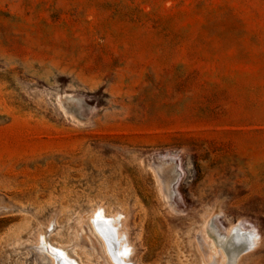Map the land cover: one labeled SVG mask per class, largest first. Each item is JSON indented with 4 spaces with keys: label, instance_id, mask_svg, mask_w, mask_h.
I'll list each match as a JSON object with an SVG mask.
<instances>
[{
    "label": "rangeland",
    "instance_id": "1",
    "mask_svg": "<svg viewBox=\"0 0 264 264\" xmlns=\"http://www.w3.org/2000/svg\"><path fill=\"white\" fill-rule=\"evenodd\" d=\"M58 259L264 264V0H0V264Z\"/></svg>",
    "mask_w": 264,
    "mask_h": 264
},
{
    "label": "water",
    "instance_id": "2",
    "mask_svg": "<svg viewBox=\"0 0 264 264\" xmlns=\"http://www.w3.org/2000/svg\"><path fill=\"white\" fill-rule=\"evenodd\" d=\"M251 245H252L251 241L248 243H243L241 242L240 238L232 234L229 238V247L226 249L229 260L234 259L239 253L248 250L251 247ZM58 262L59 264H61L59 259Z\"/></svg>",
    "mask_w": 264,
    "mask_h": 264
},
{
    "label": "bare ground",
    "instance_id": "3",
    "mask_svg": "<svg viewBox=\"0 0 264 264\" xmlns=\"http://www.w3.org/2000/svg\"><path fill=\"white\" fill-rule=\"evenodd\" d=\"M100 215H102V210H97V211H95L94 212V215H93V217L94 218H96L95 220L98 222V218H99V216ZM101 218V217H100ZM104 218V217H103ZM112 219V218H111ZM115 220V219H114ZM105 221V220H104ZM107 221V220H106ZM113 221V220H112ZM96 223H94V225H95ZM99 224H101V221L99 222ZM103 224H105V223H103ZM106 226V225H105ZM107 226H108V224H107ZM96 228V227H95ZM102 229V228H101ZM104 229V228H103ZM111 229V228H110ZM99 230V229H98ZM109 230V229H108ZM107 231V230H106ZM112 231V230H111ZM104 232V231H103ZM99 233V232H98ZM105 233V232H104ZM108 233V232H107ZM111 232L109 231V234H110ZM102 234V233H101ZM106 235V234H105ZM111 235H115V234H111ZM120 235H121V233H120ZM102 236H103V234H102ZM106 237V236H105ZM112 237V236H111ZM110 237V238H111ZM104 239V238H103ZM107 239V238H106ZM253 239V238H252ZM115 242V241H114ZM119 242V241H118ZM46 243V242H45ZM121 245V244H120ZM109 246V245H108ZM113 246V245H112ZM116 246L118 247V245H117V243H116ZM51 248H53L54 249V247H51ZM115 248V247H114ZM120 248H121V246H120ZM122 250H123V248H121ZM56 251H59L60 253H65V251L64 250H62L61 248H56L55 249ZM108 250V249H107ZM121 251V250H120ZM112 252V251H111ZM127 252V251H126ZM114 253V252H113ZM111 255H112V253H110ZM123 254H125L124 252H123ZM123 254H121V258L123 257V256H125V255H123ZM115 255V254H114ZM118 255V254H117ZM65 256H67V255H65ZM119 256V255H118ZM117 256V257H118ZM120 257H119V259H120ZM71 259V258H70ZM69 259V260H70ZM121 262V261H120ZM71 263V262H70ZM66 264V263H65ZM71 264H73V263H71Z\"/></svg>",
    "mask_w": 264,
    "mask_h": 264
}]
</instances>
